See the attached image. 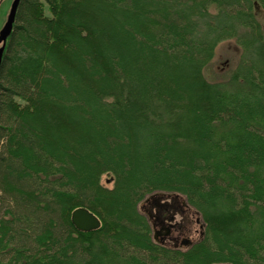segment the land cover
I'll return each mask as SVG.
<instances>
[{
  "label": "trees",
  "instance_id": "1",
  "mask_svg": "<svg viewBox=\"0 0 264 264\" xmlns=\"http://www.w3.org/2000/svg\"><path fill=\"white\" fill-rule=\"evenodd\" d=\"M256 6L19 1L0 66V264H264ZM228 40L239 62L208 82ZM159 193L200 217L188 248L154 242L139 205ZM78 208L100 228L77 231Z\"/></svg>",
  "mask_w": 264,
  "mask_h": 264
},
{
  "label": "rangeland",
  "instance_id": "2",
  "mask_svg": "<svg viewBox=\"0 0 264 264\" xmlns=\"http://www.w3.org/2000/svg\"><path fill=\"white\" fill-rule=\"evenodd\" d=\"M13 0H0V28L5 23L6 18L8 16V12L10 9V5ZM256 19L261 25V30L264 34V12L256 6ZM241 49L240 46L237 44L235 40H228L223 43H220L214 51V57L209 64L207 68L204 69L203 75L205 79L208 82H221L224 81L230 72L237 66L239 59H240ZM101 184L106 188H112V183L110 182V177L107 175L102 176L101 178ZM158 196H175L168 193H159L156 194ZM149 198V197H148ZM170 200L163 199V202L160 203V205L163 203L164 205H169L168 203ZM145 200L140 203L139 205V212L141 215H143L146 218L145 215ZM145 208V209H143ZM177 210V209H176ZM179 213H174V221H181L182 227H183V234L178 238V242H180L183 239H189L190 242H195L198 240V234H195L194 231L199 230L200 234L202 232V222L200 217L194 212V210L185 204V201L183 198H180L179 201ZM196 220H198V224L196 223ZM155 226V225H154ZM156 230H159V226H155L154 228H151V236L153 237L154 232ZM167 244H173L171 241H166ZM186 249V248H184Z\"/></svg>",
  "mask_w": 264,
  "mask_h": 264
},
{
  "label": "flooded vegetation",
  "instance_id": "3",
  "mask_svg": "<svg viewBox=\"0 0 264 264\" xmlns=\"http://www.w3.org/2000/svg\"><path fill=\"white\" fill-rule=\"evenodd\" d=\"M3 26L4 24L1 26L0 30L2 29ZM163 199L170 200L168 202L170 204L164 205L162 203L160 205V203L163 202ZM179 201L180 198L176 195L175 196L166 195L162 197H159L158 195H152L145 200V205L148 207H146V209L145 208L143 209H145L144 213L146 215V219L148 220L150 228L159 226V230H156L152 237L154 242L157 244L167 245L175 249L181 250L191 246L194 243V241L190 242L189 239H183L177 244L178 238L181 235L180 233L183 234V232H181L183 231L182 222L174 221L175 218L174 213L180 214L178 210ZM196 223L198 224V220H196ZM194 233L198 234V237L200 238L201 234L199 230L194 231ZM166 241H171L173 242V244H167Z\"/></svg>",
  "mask_w": 264,
  "mask_h": 264
},
{
  "label": "water",
  "instance_id": "4",
  "mask_svg": "<svg viewBox=\"0 0 264 264\" xmlns=\"http://www.w3.org/2000/svg\"><path fill=\"white\" fill-rule=\"evenodd\" d=\"M20 0H13L8 12L4 26L0 30V66L8 37L10 36L15 21ZM71 224L79 232H92L100 228V221L95 215L85 208H78L71 213Z\"/></svg>",
  "mask_w": 264,
  "mask_h": 264
}]
</instances>
